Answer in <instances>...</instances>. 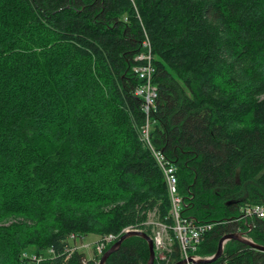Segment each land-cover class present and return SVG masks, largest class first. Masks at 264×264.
<instances>
[{
  "label": "trees",
  "instance_id": "obj_1",
  "mask_svg": "<svg viewBox=\"0 0 264 264\" xmlns=\"http://www.w3.org/2000/svg\"><path fill=\"white\" fill-rule=\"evenodd\" d=\"M146 38L151 143L174 166L182 215L217 222L197 253L237 232L264 246V217L244 214L264 203V0H0V264H98L124 229L152 235L150 213L171 222L139 138L132 66ZM90 234L117 237L88 257L76 242ZM149 255L131 235L104 264ZM180 260L174 240L153 264ZM209 264H264V251L230 239Z\"/></svg>",
  "mask_w": 264,
  "mask_h": 264
},
{
  "label": "built area",
  "instance_id": "obj_2",
  "mask_svg": "<svg viewBox=\"0 0 264 264\" xmlns=\"http://www.w3.org/2000/svg\"><path fill=\"white\" fill-rule=\"evenodd\" d=\"M144 51L134 57L135 65L132 71L141 80V83L135 88V95L142 100V110L146 113L145 124L139 131V138L142 143L150 150L156 164L160 168L164 181L166 182L171 222L157 221L153 217L146 222L152 225V238L154 251L157 256L164 259L167 253L172 252L173 241L178 243L180 259L184 260V264H209L199 263L201 259L209 260L214 254L200 255L197 253L198 246L202 242L205 234L217 224V222H200L192 216H184L181 210L184 206L183 197L179 194L177 178L174 174L173 164L165 157L162 151L155 149L150 138V113L155 109L157 98V86L153 83V74L155 68L152 64L150 42L146 38L143 41ZM146 49V50H145ZM244 214H254L257 217H264V203L248 205L244 208ZM244 216V215H243ZM135 230L126 228L123 231L128 232ZM245 237L248 236L243 233ZM116 235L109 234L98 241L94 242L97 253H102L105 245L116 239ZM86 246V245H84ZM52 251V249H50ZM25 255V254H24ZM38 262L40 257L32 256Z\"/></svg>",
  "mask_w": 264,
  "mask_h": 264
},
{
  "label": "water",
  "instance_id": "obj_3",
  "mask_svg": "<svg viewBox=\"0 0 264 264\" xmlns=\"http://www.w3.org/2000/svg\"><path fill=\"white\" fill-rule=\"evenodd\" d=\"M131 235H139V236L143 237L147 241L148 246H149V254H150L147 264H153V261H154V258H155V251H154L152 238L147 233H145L144 231H141V230H130L128 232H125L123 235H121V237H119V239H117V241H115L111 245V247L109 249H107L102 254L98 264H104L105 260L109 256V254L119 247V245L121 244V242L123 241L124 238H126L128 236H131ZM230 239L240 240V241H242L244 243H248V244L252 245L254 248H256L258 250L264 251V246L253 243L249 238L245 237L243 233H241V232L231 233V234L224 235L220 239L217 251H216V253H214V256L211 259H209V260L201 259L198 262L199 263H206V262L210 263L213 260H215L216 258H218L221 255L222 251H223L224 243L227 240H230ZM184 263H185L184 260H180L176 264H184Z\"/></svg>",
  "mask_w": 264,
  "mask_h": 264
},
{
  "label": "rangeland",
  "instance_id": "obj_4",
  "mask_svg": "<svg viewBox=\"0 0 264 264\" xmlns=\"http://www.w3.org/2000/svg\"><path fill=\"white\" fill-rule=\"evenodd\" d=\"M150 216H152L151 213L149 214V217ZM96 238L97 237L95 235H87L82 239L83 244L80 242V239H77L76 245H80L78 248L81 249L86 254V256L91 257L93 255L91 247L93 243L96 242Z\"/></svg>",
  "mask_w": 264,
  "mask_h": 264
},
{
  "label": "bare ground",
  "instance_id": "obj_5",
  "mask_svg": "<svg viewBox=\"0 0 264 264\" xmlns=\"http://www.w3.org/2000/svg\"><path fill=\"white\" fill-rule=\"evenodd\" d=\"M144 112V111H143ZM145 113V112H144ZM146 115V113H145ZM174 174H175V169H174ZM175 177L177 178L176 174H175ZM152 216H150L149 218H151ZM238 233V232H237ZM240 241V240H239Z\"/></svg>",
  "mask_w": 264,
  "mask_h": 264
},
{
  "label": "crops",
  "instance_id": "obj_6",
  "mask_svg": "<svg viewBox=\"0 0 264 264\" xmlns=\"http://www.w3.org/2000/svg\"><path fill=\"white\" fill-rule=\"evenodd\" d=\"M82 243V242H81Z\"/></svg>",
  "mask_w": 264,
  "mask_h": 264
}]
</instances>
